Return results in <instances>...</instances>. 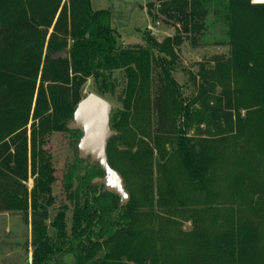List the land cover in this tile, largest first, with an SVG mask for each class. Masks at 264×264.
<instances>
[{"label": "trees", "instance_id": "obj_1", "mask_svg": "<svg viewBox=\"0 0 264 264\" xmlns=\"http://www.w3.org/2000/svg\"><path fill=\"white\" fill-rule=\"evenodd\" d=\"M147 2L150 16L174 26L173 37L147 35L143 45H125L110 10L90 0H0V210L30 213L31 264H46L57 251L73 253L76 264H264V234L212 204L223 179L233 191L264 195V2ZM215 37L229 53L214 56L210 70L200 66L202 87L186 100L173 76L174 45ZM60 50L66 55L52 58ZM88 79L96 93L117 103L110 114L116 132L106 146L110 166L125 174L127 158L138 169L145 202L153 205L155 185L154 200L165 213L173 205L188 210L201 195L211 206L213 227H207V238L195 240L194 250L175 248L169 224L136 225L144 214L137 202L130 197L118 204L116 193L92 183L104 173L98 163L77 154L64 176L73 204L70 234L61 210L48 231L44 220L55 175L45 145L54 131H71L79 140L80 131L67 123ZM132 119L145 120L140 132L148 138L136 135ZM232 120L234 126L221 122ZM195 122H204L208 135H188ZM230 132L245 134L239 149ZM115 141L126 148L115 152ZM30 175L31 190L24 183ZM192 231L200 237L197 226Z\"/></svg>", "mask_w": 264, "mask_h": 264}, {"label": "rangeland", "instance_id": "obj_2", "mask_svg": "<svg viewBox=\"0 0 264 264\" xmlns=\"http://www.w3.org/2000/svg\"><path fill=\"white\" fill-rule=\"evenodd\" d=\"M147 1L148 0H90V4L95 8H106L110 10L111 24L118 32L122 41L130 35H135L140 38L150 35L155 37L158 41L163 40L166 36L173 37L176 33L174 26L165 24L160 19L157 20L150 16L148 13ZM218 38L219 37H215V39L210 38L207 42L198 40V42L193 43L190 39L184 38L181 43L176 44V46L174 45L176 58L173 62V76L180 84L186 100L193 97L202 87L201 77L197 74L200 70V66H202L204 71L210 70L215 62L214 56H226L229 53L228 46L219 43L217 41L219 40ZM82 87V93L84 95L89 92H94L91 79H88ZM215 88L218 92L221 91L220 84L216 83ZM109 102L113 104L112 108L117 104L116 102ZM221 122L224 127H227L229 124L234 126V120H232V123L228 124L226 123L227 121ZM131 123L138 137L148 138L149 135L140 132L145 126L144 119H132ZM155 125L156 124H152V126H150L151 132ZM204 128V122L199 124L195 122L192 126L187 128L186 132L190 136L201 138L208 135L207 132L204 131ZM232 132H230L231 134H228L229 140L231 141V138L232 140L235 138L236 146L234 147L239 149L237 144L242 142L245 134L241 135ZM220 133L227 132L224 130L220 131ZM123 135L129 137L126 133H123ZM248 136L249 135H247V137ZM77 138L78 137L75 133L68 130L54 131L48 135V142L45 145L49 155H51L55 181L51 186L53 201L48 205V214L44 221L50 232L52 230L51 223L54 215L59 210L63 211V224L67 236H69L71 231L73 204L68 196V191L64 188V176L67 173L66 170L76 163L75 147L78 140ZM250 138L254 140L252 137ZM261 145L263 149L264 141H262ZM113 146L114 151L117 153L126 148V145L119 143V141H115ZM155 156L158 155L155 154ZM122 159L127 164L125 165V174L119 170L118 171L122 175L123 186H125L129 195L126 203L131 197L137 202V207L141 210L140 212L144 211V214L138 215V222L136 225H151L158 228L169 224L167 226L168 229H170L169 231L172 234H175V236L173 235V237H171L176 239L173 242L174 246H176L175 248H182L186 252L192 250L193 246H195V240L198 242L202 237L205 238L207 227L211 225V206L201 200V198H203L201 195L198 198L200 201H197L196 203L193 202L194 204H191L193 206L188 210H176L177 205H173L171 207L173 211L170 209L171 212L165 213V211L157 206L154 200L157 195L155 185H153L152 188V199L150 201L153 202L154 206H150L145 202L146 191L142 190L141 185L137 183L138 169L133 167L130 163L128 165L127 158L123 157ZM263 160L264 152H262L261 157V161ZM84 165L85 163L80 164L79 168ZM121 166H123V163H121ZM156 169L155 165H153V172L154 170L156 171ZM78 172L82 173V171ZM32 180L33 176L30 175L24 182L29 190H31ZM76 184L77 180L75 179L72 183L73 189ZM219 187L221 188V194L217 196V199H215L212 204L220 206V210L221 212H224V214L232 211L237 218H241L244 222L248 219L250 223L249 226H253L255 231L263 235L264 195H258L256 192L243 193L240 191H233L230 189V183H228L226 179L220 181ZM197 192L198 191L194 193ZM116 201L120 204L119 198H116ZM158 214H161L162 217L159 218L160 215ZM218 222L219 221L215 223L214 228H218ZM196 226L198 229L197 233L200 237L192 231ZM210 230H212V228ZM32 233L33 223L31 222L30 213L24 214L20 211L0 210V264H31L32 250L34 248V245L32 244ZM259 242L263 244L264 240H260ZM55 254L56 255L46 264H76L75 255L71 252L65 253L64 251H57ZM129 264L136 263L129 262Z\"/></svg>", "mask_w": 264, "mask_h": 264}, {"label": "water", "instance_id": "obj_3", "mask_svg": "<svg viewBox=\"0 0 264 264\" xmlns=\"http://www.w3.org/2000/svg\"><path fill=\"white\" fill-rule=\"evenodd\" d=\"M123 43L144 44L145 40L135 35L127 37ZM52 58L64 57L65 51L52 53ZM113 104L98 93L89 92L82 96L73 110L72 117L67 127L80 131L76 144V154L79 158L88 159L90 163H98L104 171L102 176L92 179V183L99 182L105 190L116 193L119 203L123 205L129 198L128 192L123 186L121 173L112 168L108 163L106 146L109 138L115 133L110 125V114Z\"/></svg>", "mask_w": 264, "mask_h": 264}, {"label": "built area", "instance_id": "obj_4", "mask_svg": "<svg viewBox=\"0 0 264 264\" xmlns=\"http://www.w3.org/2000/svg\"><path fill=\"white\" fill-rule=\"evenodd\" d=\"M253 3L264 2V0H251Z\"/></svg>", "mask_w": 264, "mask_h": 264}]
</instances>
